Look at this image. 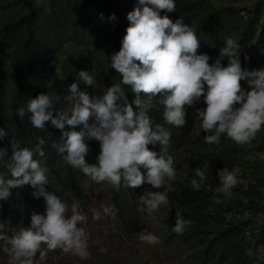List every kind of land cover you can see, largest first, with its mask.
<instances>
[{
  "label": "clouds",
  "instance_id": "1",
  "mask_svg": "<svg viewBox=\"0 0 264 264\" xmlns=\"http://www.w3.org/2000/svg\"><path fill=\"white\" fill-rule=\"evenodd\" d=\"M175 9L174 0H138L137 6L127 14L130 26L121 48L110 57V67L122 79L102 95L91 96L80 90V82L92 88L96 84L94 75L81 70L77 73V82L68 86L70 94L64 97L71 105L68 110L54 115L56 97L48 93L38 94L28 101L26 108L17 109L20 119L26 112L31 114L34 128L44 129L50 121L52 127L59 129L62 134L52 147L68 165L81 170L93 182L108 183L116 190L122 185L135 189L145 183L160 189L176 178L174 159L166 154L171 132L161 124L153 128L148 115L154 106L153 100L163 106L165 123L181 128L187 122L186 107L203 98L206 107L197 109V119L208 144H219L220 134H226L236 144L247 145L264 126V69H242L240 45L234 37L225 39L219 57L210 64L209 55L198 54L201 44L193 28L180 18L173 22L167 15H160L161 11ZM109 20H116L115 14ZM225 57L228 58L226 67L222 64ZM245 80L250 90L242 87L241 81ZM121 85L131 89L133 100L129 101ZM81 125L83 129L77 131ZM7 136L0 128V141ZM85 138L99 141L98 163L86 162L90 148ZM37 139L34 149L21 148L11 141L10 157L7 147L0 148V164L11 174L7 180L0 176V200L7 201L12 189L29 185L34 189L33 197H42L46 205L45 214L33 212L30 226L12 235H8L10 220L0 221V242L9 254V264H37V253L43 261L42 245L81 260L88 259L87 236L78 227L84 218L76 212L75 205L69 216V206L53 192L46 191L49 180L43 149L45 140ZM157 144L161 146L159 153L149 148ZM218 175L219 190L230 197L238 184L237 176L227 168L219 170ZM196 176L199 180L192 179L191 186L199 191L207 177L199 168ZM140 199L150 216L169 204L167 195L160 191H147ZM99 218L100 213H94L93 219ZM192 224L193 221L177 216L173 231L183 235ZM139 237L151 246L160 242L157 235L146 229Z\"/></svg>",
  "mask_w": 264,
  "mask_h": 264
},
{
  "label": "trees",
  "instance_id": "2",
  "mask_svg": "<svg viewBox=\"0 0 264 264\" xmlns=\"http://www.w3.org/2000/svg\"><path fill=\"white\" fill-rule=\"evenodd\" d=\"M21 5L20 13L11 19H6L0 24V128H3L8 136L0 141V148H8V157L11 156V141L17 142L21 148L34 149L38 143V137L45 140L43 149L46 156V163L55 164L57 159H61L64 168L65 187L69 189L75 204L82 210L85 208L88 195L78 182L77 175L73 167L68 165L63 156L58 154L52 147L53 142L59 141L61 131L52 127L51 122H47L44 129H37L32 126L31 114L27 113L20 119L17 116V109L27 107L28 101L35 98L40 93L50 94L56 97L53 114L58 111H66L69 105L64 97L69 95L68 86L77 82L74 72L64 70L63 76L57 74V69L62 65L61 52L68 40L77 41L73 36H68L65 30V23L76 26L78 23L95 21V27L103 34L102 40V60L97 78L99 83L106 87L120 83L122 77L110 67V57L121 48V42L126 35V29L130 26L127 14L136 6L138 0H15ZM176 9L173 12L161 11L160 15H167L175 22L181 19L186 25L193 28L197 35L201 47L198 54H207L211 58L215 54L213 43L203 41L202 33H206L210 27L217 28L218 24L227 23L229 13H239L241 10L247 11L241 23L240 35L237 42L240 45V63L242 69L252 71L253 64L263 60L264 62V21L258 34L257 47L262 51V57L250 58V63L245 57H249L247 43L251 40L254 28L259 18V9L263 5L261 2L255 4L252 9H236L231 6L216 8L210 0H174ZM226 13V14H225ZM101 14L103 19H101ZM115 14L116 20H109ZM223 66L228 65V58L222 60ZM264 69V67L262 68ZM7 70L13 78V89L11 99L5 102L2 89V74ZM242 87L250 90L247 81H241ZM129 99H134L131 89L121 85ZM79 88L84 91L82 82ZM207 89V85H205ZM146 99V97H145ZM153 107L148 111L152 120V126L163 125L171 132L170 149L180 147L192 136L191 141L199 149L189 157L188 172L176 179L177 186L167 191L166 195L170 203L178 206V214L168 218L170 227H174L175 218L182 216L184 219L193 221L183 236L182 241L193 240L195 246L202 244L208 239L210 216L208 207L212 204L213 198L218 197L215 190L220 186L218 171L227 168L229 172L235 165L233 148L228 149L227 143L230 140L226 134H220L219 144H208L205 142L206 133L203 130L193 132L196 105L186 107V125L181 128L166 124L163 119V106L153 100ZM83 126L76 128L77 131ZM153 151L160 152L161 146L149 145ZM166 153V154H167ZM8 157H5L7 160ZM208 167L205 169V165ZM205 171L207 179L201 190L196 191L191 186V180L197 179L196 169ZM0 176L6 180L11 178L10 171L0 164ZM123 186V185H122ZM114 189L110 186V202L117 215L121 216L122 202L121 189ZM34 189L26 185L23 188L12 189L11 196L7 201H2V209H9L11 212L9 227L10 231L16 229L20 223L30 225L33 212L45 214L46 205L41 197H33ZM52 192L51 190H46ZM254 209L264 210V206L251 203ZM248 221L242 220L230 222L226 227L216 233L207 242L204 254L210 248L219 245L230 247V243L241 238L243 230ZM261 232L254 235L256 241L264 242V225ZM206 255L203 262H205ZM245 264H264V257L257 262L247 261Z\"/></svg>",
  "mask_w": 264,
  "mask_h": 264
},
{
  "label": "rangeland",
  "instance_id": "3",
  "mask_svg": "<svg viewBox=\"0 0 264 264\" xmlns=\"http://www.w3.org/2000/svg\"><path fill=\"white\" fill-rule=\"evenodd\" d=\"M216 7L231 6L236 9H252L255 4L262 3L259 18L254 28L251 40L247 43L248 59L262 57V51L258 50V34L264 21V0H210ZM21 5L15 0H0V24L6 19L16 17L20 13ZM247 11L229 13L227 23L217 28L210 27L206 33H202L201 40L213 43L214 56L209 63H213L219 57L220 48L223 47L227 37H234L236 40L240 35L241 23ZM226 14V13H225ZM65 30L68 36L75 37L77 41L68 40L61 52L62 65L57 69V74L63 76L64 70L77 73L81 70L90 72L95 76L96 84L92 87L86 86L83 82L84 91L91 96L102 95L108 87L98 82V72L101 65L102 40L103 36L95 27V21L78 23L76 26L65 23ZM253 64L255 69L264 67L263 60ZM3 92L5 102L11 99L14 86L12 75L5 70L2 74ZM196 105V118L193 132L201 130L200 121L197 119V109H204L206 105L203 98ZM93 120L90 119L91 124ZM192 138V136H191ZM191 138L180 147L170 149L167 155L174 159L176 178L168 181L164 187L153 189L145 183L142 187L135 189L122 186L121 202L122 213L117 215L110 202V186L108 183L93 182L85 176L81 170L74 169L78 182L88 195L84 209H80L74 202L69 189L65 187L64 168L61 159L55 164L46 163L48 168L49 183L46 190H51L63 202L69 206L68 215H72V206H76V212L84 219L78 223L87 236V251L90 258L81 260L78 256L65 254L60 249L49 250L46 245L41 246L44 253V260H40V253H37V264H245L247 261L257 262L264 257V242H257L254 235L261 232L264 225V210L254 209L251 203L264 206V126L255 138L247 145H238L231 139L228 141V149L233 148L235 165L232 172L237 176L238 184L232 190L231 196H226L219 189L215 190L218 197L213 198L212 204L208 207L210 225L209 236L205 242L195 246L193 240L182 241L183 235H178L170 227L168 218L178 214V206L169 202L162 206L159 211L149 215L140 197L147 191H160L167 193L177 186L176 179L188 172L189 157L195 153L197 145ZM90 151L86 156L89 164L98 163L97 157L100 152L99 141L85 138ZM39 159V157H36ZM141 171H145L141 169ZM170 185V186H169ZM108 209L107 212L104 209ZM99 212L100 218L94 220V213ZM11 212L9 209H2L0 200V221H9ZM247 220V226L243 230L241 238L234 240L227 247L219 245L210 248L206 254L204 249L216 233L226 227L230 222ZM10 222V221H9ZM30 225L20 223L16 229L10 231L8 223V235L19 231L22 227ZM146 229L159 237L160 242L155 246L141 242L139 233ZM206 255L205 262H203ZM10 257L5 247L0 242V264H9Z\"/></svg>",
  "mask_w": 264,
  "mask_h": 264
}]
</instances>
